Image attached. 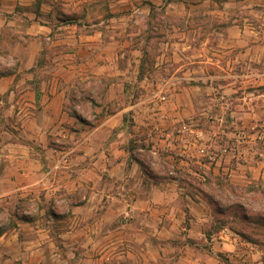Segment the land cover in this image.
I'll use <instances>...</instances> for the list:
<instances>
[{
	"label": "crops",
	"instance_id": "1",
	"mask_svg": "<svg viewBox=\"0 0 264 264\" xmlns=\"http://www.w3.org/2000/svg\"><path fill=\"white\" fill-rule=\"evenodd\" d=\"M251 1L0 0V118L7 126H0V207L15 219L0 235V264H222L219 251L224 250L217 246L235 245L228 240H237V233L224 227L219 236H208L203 229L181 226L177 180L155 183L152 168L132 149L137 119L128 128L125 116L132 111L137 118L142 96L129 104L121 101L133 76L110 83L105 99L117 100L119 107L97 124L73 129L77 116L65 105L79 77L124 75L131 67L135 73L130 60L137 49L129 40L161 3L174 6L171 11L186 20L193 10L226 17V30L216 32L228 37L227 50L219 43L207 48L229 53V63L256 54L264 61V28L247 22ZM257 37L259 45L251 41ZM212 59L201 62L218 65ZM38 70L49 75L37 76ZM13 117L16 123L8 126ZM65 121L68 126L58 129ZM63 130L67 148L51 140ZM150 130L146 140L154 149L159 136ZM249 166L256 169L253 177H264V166ZM30 195L42 203L38 216L15 213L16 201ZM186 197L192 202L180 208L185 217L197 204ZM182 229L196 245L210 241L213 253L188 242L177 250ZM228 256L233 262L234 254Z\"/></svg>",
	"mask_w": 264,
	"mask_h": 264
},
{
	"label": "rangeland",
	"instance_id": "2",
	"mask_svg": "<svg viewBox=\"0 0 264 264\" xmlns=\"http://www.w3.org/2000/svg\"><path fill=\"white\" fill-rule=\"evenodd\" d=\"M251 2L247 22L251 23L250 27L262 29L264 5L259 4L264 0ZM174 8H166L161 3L153 11L152 19L139 23V33L131 35L133 38L128 44L137 49L130 60L135 73L131 67L124 75L79 77L68 89L70 99L65 107L77 116L73 129L85 123L97 124L104 114L119 107L117 100L105 99L110 83L121 76H128L129 80L133 76L134 80L126 88L125 102L121 104L132 103L142 96L143 106L137 118L128 111L125 126L129 128L137 119L132 146L134 153L152 168L155 183L169 178L177 180L181 195L176 202V212L181 226L192 225L196 232L203 229L209 236H219L221 229L229 227L237 233V240H228H233L235 245L222 242L217 246L218 251L224 250L219 251L221 263L264 264V222L259 221L260 214H264V177H253L256 169L249 166H264V139L259 137L264 134V61L256 54L253 59L238 56L236 62L229 63V53L213 54L207 47L219 43L221 49L227 50L228 37L217 36L216 30L225 31L230 21L218 13L195 10L186 20L173 13ZM236 13L241 16L239 11ZM257 39L251 41L259 45ZM204 57L210 62L212 58L217 59L218 65L210 62L205 65L201 62ZM181 64L184 65L181 67ZM40 75L49 73L38 70L37 76ZM163 95H166L165 100L161 99ZM16 121L13 117L6 124L11 126V122ZM67 122L58 129L68 126ZM0 126L7 127L2 117ZM148 129L160 137L157 136L154 149L146 140ZM65 134L64 130L55 132L52 143L67 148L69 141ZM192 140L194 145H190ZM169 141H174L175 146ZM202 147L206 153L200 151ZM186 194L197 200L189 219L180 210L186 200L191 201ZM209 195H213L219 205H210ZM15 204V213L20 215L27 210L31 216H38L42 206L34 195ZM10 210L14 213L12 208ZM246 213L249 217H245ZM14 222V216L0 207V228L13 226ZM182 231L177 250L180 247L184 250L188 242L192 248L213 253L210 241L204 239L203 244L196 245L187 237L186 229ZM230 252L234 254L233 262L228 256Z\"/></svg>",
	"mask_w": 264,
	"mask_h": 264
},
{
	"label": "trees",
	"instance_id": "3",
	"mask_svg": "<svg viewBox=\"0 0 264 264\" xmlns=\"http://www.w3.org/2000/svg\"><path fill=\"white\" fill-rule=\"evenodd\" d=\"M142 70V68H140V71ZM37 96H38V98H39V92H37ZM79 117V119L80 120H82L83 121V118L81 117V116H78ZM127 123V117L125 116V124ZM133 123H131L130 124V126L132 125ZM132 144L134 143V142H131ZM132 149H134V147H132ZM138 159V158H137ZM143 163V162H142ZM208 202L210 203V205H216V204H218V201L216 200V198L213 196V195H209V199H208ZM219 205V204H218ZM221 206V205H220ZM1 210L3 211V209L1 208ZM220 211L222 212L223 210L222 209H220ZM186 212H187V218L189 219V210L188 209H186ZM261 215V217H260V222H264V217L262 216V215H264L263 213H261L260 214ZM245 217H249V213H246L245 214ZM264 224V223H263ZM8 227H11V226H8ZM8 227H2V228H0V235L4 232V231H6V229H8ZM220 230V229H219ZM210 235V233H208V236Z\"/></svg>",
	"mask_w": 264,
	"mask_h": 264
},
{
	"label": "built area",
	"instance_id": "4",
	"mask_svg": "<svg viewBox=\"0 0 264 264\" xmlns=\"http://www.w3.org/2000/svg\"><path fill=\"white\" fill-rule=\"evenodd\" d=\"M161 99L165 100V99H166V95L161 96ZM184 127L187 128V126H184ZM259 137H260L261 139H264V134H261ZM188 141H189V140H188ZM190 145H194V141H193V140L190 141ZM200 151H201L202 153H206V149H205L204 147L200 148ZM210 157L213 158V156H210ZM65 158H67V157H65Z\"/></svg>",
	"mask_w": 264,
	"mask_h": 264
}]
</instances>
